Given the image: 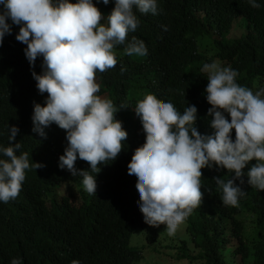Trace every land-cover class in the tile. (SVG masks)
Here are the masks:
<instances>
[{
    "label": "clouds",
    "instance_id": "9594fccd",
    "mask_svg": "<svg viewBox=\"0 0 264 264\" xmlns=\"http://www.w3.org/2000/svg\"><path fill=\"white\" fill-rule=\"evenodd\" d=\"M98 2L107 5L109 0ZM193 2L188 11L192 20L220 28L228 25L216 14L227 8L222 0ZM247 2L252 8L260 7L257 0ZM134 8L141 14L158 15L161 1L114 0L110 13L103 16L93 0H0V42L11 34V25H18L15 39L26 45L23 52L30 69L37 57L42 58L38 74L31 71L36 87L22 92L29 98L36 96L31 117V99L27 116L0 117L8 125L0 131V202L25 209L26 220L34 221L40 214L37 205L18 201L26 170L44 167L40 159L30 164L29 155L48 161L55 184L62 176L69 181L82 176L83 190L94 195L91 173L113 165L122 142L132 135L127 173L135 180L138 198L120 203L137 207L153 231L163 224L172 236L190 219L201 204L200 170L205 167L215 165L231 174L226 181L213 177L224 205L237 206L238 199L254 191L264 193V84L244 83L239 70L216 62L200 66L207 79L202 81L199 97H190L187 107L158 92L150 79L133 109L139 117L134 130L116 118L114 114L126 105L110 98L98 80L102 75L125 84L124 77L111 74L119 64V53L146 55L143 41L130 33L139 23ZM234 37L238 34L232 28L227 38ZM211 41L202 39L201 47ZM116 45H120L117 54ZM55 139L57 147H52L49 143ZM77 159L86 161L88 170H77ZM10 264L21 261L13 258ZM68 264L79 261L73 258Z\"/></svg>",
    "mask_w": 264,
    "mask_h": 264
},
{
    "label": "trees",
    "instance_id": "16d2710c",
    "mask_svg": "<svg viewBox=\"0 0 264 264\" xmlns=\"http://www.w3.org/2000/svg\"><path fill=\"white\" fill-rule=\"evenodd\" d=\"M157 1H161L158 15L133 9L139 23L130 33L143 41L146 55L127 56L120 52V45L114 47L120 59L111 74L124 77L125 84L102 75L98 80L103 81L110 98L119 106L126 105L114 114L121 123L134 130L139 117L133 109L150 79L158 92L187 107L190 97H199L202 81L207 79L199 72L205 63L239 70L244 83L264 84V0H257L259 8H252L247 0H222L227 8L216 14L228 23L223 28L192 20L188 15L192 0ZM93 3L103 16L114 6V0L107 5L98 0ZM6 23H10L7 18ZM11 27V34L0 42V117L7 113L27 116L29 99L31 117L33 103H38L36 96L29 98L22 92L36 87L31 71L38 74L42 58L37 57L30 69L23 52L26 45L15 39L19 26ZM232 28L238 34L234 39L227 38ZM215 36L221 38L211 41ZM202 39L211 42L202 48ZM97 75L98 71L95 79ZM7 128L0 119V131ZM232 134L234 138V130ZM133 136L122 142L113 165L104 166L101 173H91L95 175L94 195L83 190L82 176L70 181L62 176L55 184L48 161L29 155L30 164L40 159L44 167L26 170L18 201L37 205L40 214L29 221L25 209L0 202V264H10L13 258H19L21 264H68L73 258L79 264H136L145 257V249L154 250V231L144 223L142 213L137 207L135 210L120 203H129L135 195L138 198L135 180L127 173ZM61 139L66 146L65 135ZM49 144L57 147V139ZM83 163L87 162L77 159L74 166L88 170ZM200 171L201 204L185 220L184 234L168 245L175 250L174 258L189 264H264V193L254 191L238 199L237 206L224 205L213 177L226 181L231 174L223 168L217 170L215 165ZM240 186L243 189L244 184ZM136 233L149 243L135 241Z\"/></svg>",
    "mask_w": 264,
    "mask_h": 264
},
{
    "label": "rangeland",
    "instance_id": "374dc122",
    "mask_svg": "<svg viewBox=\"0 0 264 264\" xmlns=\"http://www.w3.org/2000/svg\"><path fill=\"white\" fill-rule=\"evenodd\" d=\"M186 224L183 222L177 229L174 235L169 236L167 234L166 228L164 225H159L158 227H155L154 232L152 235H154V239L156 241H152V243H155L156 248L154 250L151 249H145V257L136 264H189L185 260H178L174 258L175 250L168 248V245L173 244L175 241V237L178 235H183L185 231ZM142 240V243L148 242L146 241L145 237L143 235H139L136 233V236L134 237V240ZM151 243V244H152Z\"/></svg>",
    "mask_w": 264,
    "mask_h": 264
}]
</instances>
